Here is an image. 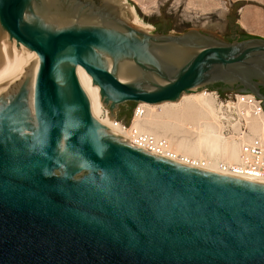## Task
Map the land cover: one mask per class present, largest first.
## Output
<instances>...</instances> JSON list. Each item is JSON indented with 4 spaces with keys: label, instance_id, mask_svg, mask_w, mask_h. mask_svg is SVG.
<instances>
[{
    "label": "water",
    "instance_id": "1",
    "mask_svg": "<svg viewBox=\"0 0 264 264\" xmlns=\"http://www.w3.org/2000/svg\"><path fill=\"white\" fill-rule=\"evenodd\" d=\"M0 31L38 55L0 94V264H264V182L116 138L75 73L110 112L176 102L264 83V39L147 33L122 0H0Z\"/></svg>",
    "mask_w": 264,
    "mask_h": 264
},
{
    "label": "bare ground",
    "instance_id": "2",
    "mask_svg": "<svg viewBox=\"0 0 264 264\" xmlns=\"http://www.w3.org/2000/svg\"><path fill=\"white\" fill-rule=\"evenodd\" d=\"M122 3L133 18V26L150 33L153 27L144 24L126 0H122ZM37 59L35 51L0 31V94L16 83L25 69ZM75 73L95 122L116 138L139 147L138 136H153L158 141H165L161 154L178 164L188 163L205 172L248 179L223 171L220 166L237 163L241 144L250 142L253 136L264 134V113L253 116L249 110L240 112L252 136H227L221 106L212 93H183L176 102H140L139 111L130 126L123 129L115 126L110 112L102 105L100 88L93 86L92 77L81 66L75 67ZM238 122L234 125L236 131L240 126Z\"/></svg>",
    "mask_w": 264,
    "mask_h": 264
},
{
    "label": "rangeland",
    "instance_id": "3",
    "mask_svg": "<svg viewBox=\"0 0 264 264\" xmlns=\"http://www.w3.org/2000/svg\"><path fill=\"white\" fill-rule=\"evenodd\" d=\"M126 3L134 7L144 24L153 27L152 34H179L198 29L229 42L244 38L264 39V0H126ZM125 11L133 26L131 14L126 8ZM201 91L212 93L217 103L232 101L237 94L253 95L238 90L218 92L204 87L195 88L189 94ZM138 105L127 102L109 112L130 126ZM236 118L233 114L229 121Z\"/></svg>",
    "mask_w": 264,
    "mask_h": 264
},
{
    "label": "built area",
    "instance_id": "4",
    "mask_svg": "<svg viewBox=\"0 0 264 264\" xmlns=\"http://www.w3.org/2000/svg\"><path fill=\"white\" fill-rule=\"evenodd\" d=\"M261 103L262 100L257 99L255 95L251 94H237L232 101H222L218 103L222 109L223 121L226 125L224 130L227 136H230L231 134H236V136H238L237 138L249 135L252 136L250 129L247 127V123H245L242 118L243 114L240 115V112L243 113L249 110L253 116H258L261 113H264ZM138 107L139 105L135 108L134 116L139 111ZM233 114H235L237 118L231 122L229 119ZM238 120L240 121L238 122ZM114 122L115 126L123 129L129 127L121 120L115 119ZM236 122L240 125L237 131L234 130ZM137 144L139 147L144 148L149 152L165 157L160 152L165 145L164 140L158 141L153 136L140 135L138 136ZM185 165L197 167L188 163H185ZM220 168L223 171H229V173L233 175L264 182V134L253 136L250 142L241 144L239 160L237 163L233 165H222Z\"/></svg>",
    "mask_w": 264,
    "mask_h": 264
},
{
    "label": "flooded vegetation",
    "instance_id": "5",
    "mask_svg": "<svg viewBox=\"0 0 264 264\" xmlns=\"http://www.w3.org/2000/svg\"><path fill=\"white\" fill-rule=\"evenodd\" d=\"M248 39V38H244ZM243 40V39H239ZM258 79H254L252 83L244 84V83H235L233 85L225 84V83H214L210 84L207 89L216 90L218 92H224L228 90H238L240 92H249L258 97L260 100H262L264 105V83H260L259 85H256L258 83Z\"/></svg>",
    "mask_w": 264,
    "mask_h": 264
}]
</instances>
